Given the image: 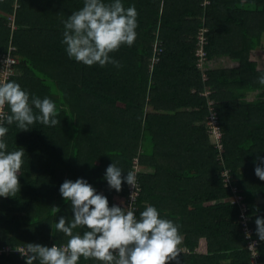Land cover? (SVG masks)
I'll return each mask as SVG.
<instances>
[{
    "label": "trees",
    "instance_id": "1",
    "mask_svg": "<svg viewBox=\"0 0 264 264\" xmlns=\"http://www.w3.org/2000/svg\"><path fill=\"white\" fill-rule=\"evenodd\" d=\"M123 3L137 9L136 39L110 53L120 67H100L69 59L60 43L62 21L83 0H18L15 32L9 27L15 0H0V59L10 46L16 48L17 73L11 80L30 97L55 101L60 121L55 126L37 122L28 130L7 125L8 149L23 147L25 153L19 191L0 197V248L67 243L69 238L55 229L60 216L70 220L73 215L59 192L66 179L84 177L109 206L126 205L128 184L122 182L116 192L103 175L113 161L126 175L137 157L154 173L137 175L136 214L155 205L182 235V251L166 264H252L238 207L228 201L231 191L223 184L224 171L232 186L234 176L221 164L206 127L210 95L203 94L224 71L207 70L203 78L196 51L204 28L208 61L227 49L226 40H233L237 30L245 41L236 50L241 66L236 71L245 75L249 89L261 87L264 97L257 80L264 73V0H209L207 7L201 0ZM158 39L160 55L153 47ZM257 56L258 63L249 61ZM153 57L160 60L153 62ZM210 100L221 129L218 98L213 94ZM259 252L264 262V244ZM0 264L26 261L11 251L0 254ZM78 264L97 262L81 257Z\"/></svg>",
    "mask_w": 264,
    "mask_h": 264
},
{
    "label": "clouds",
    "instance_id": "2",
    "mask_svg": "<svg viewBox=\"0 0 264 264\" xmlns=\"http://www.w3.org/2000/svg\"><path fill=\"white\" fill-rule=\"evenodd\" d=\"M138 12L135 5L124 6L123 0H83L82 7L62 21L60 43L69 59L87 66L112 64L120 67V61L110 53L122 45L131 46L137 36ZM264 85V73L257 77ZM8 112L0 117V197L14 196L19 191V174L24 163L25 149L9 150L7 125L15 124L20 130H28L39 122L55 126L58 109L48 96L40 98L30 94L18 82L0 79V107ZM254 174L264 181V156L253 161ZM124 170L113 161L104 172L110 189L120 192L122 182L137 190V174ZM61 196L70 203L72 218L60 216L56 231L69 239L66 244L47 246L27 243L23 252L26 264H78L81 257L93 259L97 264H166L177 260L182 241L179 225L161 215L159 209L147 204L136 214L133 196L127 205L112 204L108 198L80 177L66 179L59 186ZM56 212L57 207H54ZM256 233L264 241V217L255 219ZM83 227V232L74 231Z\"/></svg>",
    "mask_w": 264,
    "mask_h": 264
},
{
    "label": "crops",
    "instance_id": "3",
    "mask_svg": "<svg viewBox=\"0 0 264 264\" xmlns=\"http://www.w3.org/2000/svg\"><path fill=\"white\" fill-rule=\"evenodd\" d=\"M234 34V39L226 40L224 44L227 49H221L223 51L220 54L212 55L209 60L207 70L209 72L224 71V75H220L217 81L213 77L206 90L209 91L210 97L214 94L218 98L216 102L219 106L222 132L220 162L226 165L225 170L232 171L236 183L234 187L243 196L241 202L246 204L249 216L254 220L252 227L261 247L264 241L257 237L255 219L258 216L264 217V181L254 174L253 161L257 155L264 156L263 89L261 87L249 89L243 83L245 75L237 73L236 70L240 66V54L236 50L245 39L237 30ZM224 42L221 41L222 44ZM231 43L234 44L236 52L231 49ZM261 60L257 56L249 61L258 63ZM210 142L212 143L211 140ZM141 173L151 175L154 169L141 166ZM230 191L231 196L228 201L236 204L240 212V205L238 201H234L233 192Z\"/></svg>",
    "mask_w": 264,
    "mask_h": 264
},
{
    "label": "built area",
    "instance_id": "4",
    "mask_svg": "<svg viewBox=\"0 0 264 264\" xmlns=\"http://www.w3.org/2000/svg\"><path fill=\"white\" fill-rule=\"evenodd\" d=\"M15 3H16L15 14L14 16L9 18V27L12 30V32H15L17 30L16 13L19 8L18 0H15ZM208 3L209 0H201V4L203 5V7H207ZM205 32L206 29L204 28L200 33L199 36L200 41L198 43L199 46L196 51V56L198 57L199 69L202 72L203 78L206 77L205 72L207 70V66L209 63L207 59V54L204 50V44H206V38L204 36ZM160 44L161 42L159 39L153 44L154 51H156L159 55L162 51L160 49ZM15 52H16V48L10 46L9 51L6 54L2 55L0 59V79L11 80L12 77L17 73L16 65L18 64V60L15 56ZM152 60L153 62H157L160 60V58L153 57ZM203 95L205 98L209 97V91L205 90ZM207 105H209V110H208L209 115L206 118V127L208 130V135L210 140L212 141V145L220 153V151L222 150V144H221L222 132L219 126L218 117L213 108L214 103L212 101H209V98L207 99ZM5 112H8L7 106L0 107V117H2ZM132 170H134L137 175L138 173H141V166L139 164V160L137 157L133 159ZM222 174L223 176H225L223 181L224 187L232 190L234 201H238L240 205L239 221L241 228L244 229V232L246 234L247 246L251 253L252 264H262V262H260V252H259L260 242H258V240L256 239L255 231L252 227L254 220L252 217L249 216V211L246 204L241 202V200H243V196L240 195L239 190H237L234 186H232L231 178L228 172L224 171ZM137 181H138V176H137ZM140 195H141V186L139 182L137 184V190L128 185V195H127L126 205L131 203V197L133 196V203L135 205V210H137V203ZM17 249L23 252L25 248L20 247V248L10 249L9 247H2L0 248V254L9 253L11 251L21 254ZM180 251H182V249H180Z\"/></svg>",
    "mask_w": 264,
    "mask_h": 264
},
{
    "label": "rangeland",
    "instance_id": "5",
    "mask_svg": "<svg viewBox=\"0 0 264 264\" xmlns=\"http://www.w3.org/2000/svg\"><path fill=\"white\" fill-rule=\"evenodd\" d=\"M20 248V247H19ZM21 255V254H20ZM22 256V255H21Z\"/></svg>",
    "mask_w": 264,
    "mask_h": 264
}]
</instances>
